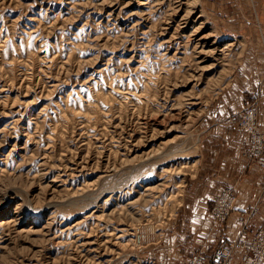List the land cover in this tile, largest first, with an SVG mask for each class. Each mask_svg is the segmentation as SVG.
<instances>
[{
  "label": "rangeland",
  "instance_id": "rangeland-1",
  "mask_svg": "<svg viewBox=\"0 0 264 264\" xmlns=\"http://www.w3.org/2000/svg\"><path fill=\"white\" fill-rule=\"evenodd\" d=\"M216 15L213 0H0V264H212L236 239L260 201L235 234L239 197L220 225L211 195L217 234L199 230L200 159L212 126L264 108V67L242 98L253 51Z\"/></svg>",
  "mask_w": 264,
  "mask_h": 264
},
{
  "label": "crops",
  "instance_id": "crops-1",
  "mask_svg": "<svg viewBox=\"0 0 264 264\" xmlns=\"http://www.w3.org/2000/svg\"><path fill=\"white\" fill-rule=\"evenodd\" d=\"M213 6L217 18L220 16L218 14H222L221 18L227 20V26L231 27L232 33L246 36L247 46H251V51L255 52V55L252 54L253 52L249 54L250 75H242L247 77L244 80L249 81V86L247 91L243 90L240 94L244 99L247 93L252 95V100L258 99L263 93L260 92L262 91L260 82L261 67H264V48L261 47L264 46V0H213ZM245 104L248 103H243L242 108ZM262 107L263 105L258 109V119L260 131L264 134V108ZM233 112H229L228 115ZM210 136L212 141L210 150L206 152L204 144L202 145L205 153L202 152L200 164H203V161L210 162L207 163L210 166L208 172L204 171L201 174L200 181L204 189L197 204L201 211V218L205 220L197 228L202 229L206 234H217V228L213 226L210 214L206 212L208 210L206 204L211 195L218 196L224 189L235 187L239 197L238 211L228 222L230 229L235 234L239 232V214L249 211L259 201L260 213L252 227L264 229V172L256 167L249 169L243 157V152L249 145V137L236 125L229 123L212 126ZM185 262V264L189 263V257Z\"/></svg>",
  "mask_w": 264,
  "mask_h": 264
},
{
  "label": "built area",
  "instance_id": "built-area-1",
  "mask_svg": "<svg viewBox=\"0 0 264 264\" xmlns=\"http://www.w3.org/2000/svg\"><path fill=\"white\" fill-rule=\"evenodd\" d=\"M236 126L250 138V147L244 152L249 165H258L264 172V134L258 129V111L255 105H248L237 113ZM238 201L234 187L224 189L215 199L213 217L220 225L227 222ZM259 207L254 206L249 213L242 215L241 228L235 240H225L212 258V264H264V229L250 230L251 222L259 215ZM145 242L143 234H137V243ZM189 264H208L201 254H193Z\"/></svg>",
  "mask_w": 264,
  "mask_h": 264
}]
</instances>
